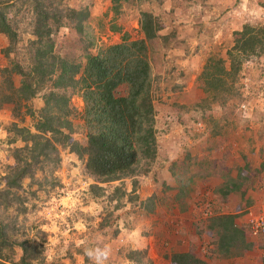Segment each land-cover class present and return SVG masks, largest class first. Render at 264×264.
Here are the masks:
<instances>
[{
	"label": "trees",
	"instance_id": "16d2710c",
	"mask_svg": "<svg viewBox=\"0 0 264 264\" xmlns=\"http://www.w3.org/2000/svg\"><path fill=\"white\" fill-rule=\"evenodd\" d=\"M131 1L109 0V29L113 33L120 31L113 21L121 14L122 5ZM154 1L161 5L164 0ZM186 1L189 5L193 1L204 4V0ZM6 10H11L15 17H8ZM87 15L85 8L68 7L64 0H0V54L4 59L0 68V110L7 106L11 118L1 124L5 135L0 140V152L4 151L12 161L9 166L0 162V264H60L62 258L71 263L80 260L81 264H97L95 256L89 257L87 252H95L118 234L127 233L131 228L130 216L148 214L153 203L151 196L140 200L137 193V178L150 173L156 158L151 87L159 77L152 76L151 65L170 47L184 48V41L169 32L171 24L142 11L137 20L140 39L129 40L123 33L119 43L104 46L95 54L88 51L90 42L75 44L81 51L79 57L54 52L51 36L60 28L76 33L82 42ZM169 25V31L160 35ZM231 35L226 58L208 53L197 75L203 84V98L196 111L198 118L193 117L192 122L203 126L212 122L206 129L212 137L222 136V127L218 119L204 118L206 111L212 105L223 107L232 100L246 103L248 99L242 98L236 87L240 67L264 54L263 25L245 23ZM14 76L19 78L16 87L12 83ZM72 96L80 98V110L71 104ZM36 97L42 102L37 111L32 103ZM25 116L33 120L31 128L23 125ZM77 118L82 123L74 126L73 119ZM260 131L264 133L263 128ZM73 133L81 138L71 140ZM65 149L76 157L82 174L89 179L81 196L83 204L100 207L98 221L80 212H75L74 219L68 218V224L77 219L83 221L80 244L59 233L52 241L54 234L41 231V222H28L38 208L34 201H41L38 193L43 192L48 200L55 188L61 187L55 173L61 160L59 150ZM188 157L185 154L181 174L174 171L179 168L175 162L168 168L177 182L189 174L173 197L179 213L185 210L180 207L181 197L189 189L190 178L195 176L191 169L195 166ZM261 168L260 164L258 170ZM203 171L205 176L215 174L210 168ZM252 178L227 176L213 190L216 198L207 202L197 227L210 238L208 258L240 257L252 249L248 238H258L264 251V235L251 236L235 223L252 204L250 197L236 207L240 210L237 213L219 210L221 201L229 200L233 192L250 188ZM126 179H131L129 190L123 187ZM91 180L94 182L90 183ZM227 182L233 185L231 189ZM14 253L16 260L11 259ZM163 258L169 264H208L187 252L171 250ZM101 260L102 264H152L145 248L130 244L117 250L112 261L103 257Z\"/></svg>",
	"mask_w": 264,
	"mask_h": 264
},
{
	"label": "rangeland",
	"instance_id": "374dc122",
	"mask_svg": "<svg viewBox=\"0 0 264 264\" xmlns=\"http://www.w3.org/2000/svg\"><path fill=\"white\" fill-rule=\"evenodd\" d=\"M203 3L193 1V4L189 5L186 0H164L159 5L154 0H132L122 5L121 14L113 21V24L120 27V31L113 33L109 29L112 23L109 0H64L68 7L85 8L88 15L84 22L86 28L83 31L82 42L78 41L76 33L67 28H60L51 36L54 42L53 51L59 55L78 54L79 57L81 51L78 50L79 47H74L75 44L78 46L89 42L91 44L88 51L95 54L104 46L119 43L123 33L129 40L142 38L137 22L142 11L159 16L166 24H171V28L170 25L165 26L166 28L159 32L160 35H164L170 28L169 32L175 34L177 39L183 40L185 44L184 48L170 47L166 53L160 54V60L156 64L151 65L152 76L159 77L158 83L151 87L156 158L150 173L137 178V193L140 200L151 196L153 203L148 214L141 217L137 214L135 217L130 216L131 228L126 235L118 234L115 239L103 243L101 250L108 251L106 260L112 261L117 250L122 249L125 244L145 248L152 264H169L163 258V254L171 250L195 255L208 264H261L264 260L262 243L258 238L255 242L248 238L253 244L252 249L240 257L227 260L208 258L210 238L202 233L200 227L197 228L205 215L207 202L216 198L217 184L225 182L227 176L231 178L244 176L247 171H251L248 177L251 178L255 177L253 173L257 175L259 173L258 168L255 169L254 166L259 158L255 156L248 158L247 153L257 150L262 152L264 149V133L260 131L264 129V54L243 63L240 67L236 87L240 96L248 99L243 103L244 112L240 110L242 103L237 100H232L223 107L212 105L206 111L204 118L219 120L222 136L212 137L206 132L212 122L206 126L192 122L193 117L198 118L196 111L203 98L201 92L203 84L197 79V75L205 56L213 52L221 59H225L232 32L239 31L245 23L264 26V0H204ZM7 16L14 18L15 14L10 10L7 11ZM25 38L26 36H23V41ZM2 46L0 36V49ZM80 61L82 62L83 58H80ZM3 65L4 59L0 54V68ZM178 74L181 75L180 78L177 77ZM12 83L15 87L18 86L19 78L14 76ZM32 103L35 111L42 107L39 97L34 98ZM71 104L81 109L78 96L71 97ZM10 120L8 107H2L0 140L5 135L1 124ZM32 122L33 120L25 116L23 125L31 128ZM73 123L74 126H79L82 122L77 118L73 119ZM80 138L79 134L71 135V140ZM59 153L61 160L55 174L61 187H58V190L55 188L48 200L44 199L43 192L38 193L41 201H34L38 208L28 222L30 220L41 222L39 227L41 231L54 234L50 237L52 241L59 233L66 238L73 237L74 244H80L82 241L79 236L85 228L83 221L77 219L68 224V218L74 219L75 212H80L98 221L100 207L92 203L83 204L81 196L86 191L89 180L82 174L81 164L73 154L67 149L59 150ZM185 154L192 159L195 167L191 169L195 171V176L190 178L189 189L181 197L180 207L184 206L185 210L179 213L178 204L173 201V197L179 184L185 183L189 174L186 173L177 182L178 180L175 181L169 174L168 168L175 162L179 168L174 171L181 174ZM261 158L264 161V157ZM0 162L8 166L12 164L11 158L4 151L0 152ZM209 168L215 171V174L205 176L203 170ZM263 179L258 178L253 186H260ZM130 186L131 179L123 181L125 189L129 190ZM228 187L231 189L233 185L230 183ZM248 195L249 191L241 188L232 194L230 201L228 199L221 201L220 212L230 214L235 211L238 202L242 204L243 199L250 197ZM253 198L264 199L263 191L255 192ZM261 210L259 204L253 203L247 208L245 215L238 219L237 225L246 230V222L250 218L264 216V210ZM28 233L30 235L32 231ZM11 259L16 260L15 253ZM60 264H81V261L71 263L68 259L62 258Z\"/></svg>",
	"mask_w": 264,
	"mask_h": 264
},
{
	"label": "crops",
	"instance_id": "0c3cea01",
	"mask_svg": "<svg viewBox=\"0 0 264 264\" xmlns=\"http://www.w3.org/2000/svg\"><path fill=\"white\" fill-rule=\"evenodd\" d=\"M249 146H251V145H249ZM252 148L250 147V150H251ZM248 151V150H247ZM262 152H260L259 150H257V151H248V153H250V154H248L247 153V155H248V158L249 157H257V158H259V160H258V162L257 163H255L256 165H254L256 168L255 169H257V168H259V165L261 164L262 165V168L261 169H259L258 171H259V173H258V175L257 174H254L253 173V175H255V177H253L252 179H254V181L255 182H257V179L258 178H264V161H263V158H261V156H263L264 157V149H262L261 150ZM262 160H261V159ZM250 172L251 171H247V174H243L245 177H249V174H250ZM260 176V177H259ZM254 183V182H253ZM248 188V187H247ZM245 190H248L249 191V195L248 196H250V198L252 199V204L251 205H253V203H257V204H259L260 206H261V209L262 210H264V199L263 198H257L256 200H255V198H253L254 197V195H255V192H258V190L260 191V193H262V191H263V193H264V179L263 180H261L260 181V186H257V187H254L253 185L250 187V188H248V189H245ZM240 202H238V207H241L243 204H239ZM250 205V206H251ZM261 210V211H262ZM240 210L239 209H236L235 211H233V212H231V213H236V212H239ZM246 211V210H245ZM245 215V214H244ZM240 219V218H239ZM242 219V218H241ZM236 224H238V220H236ZM253 242H255V240H253Z\"/></svg>",
	"mask_w": 264,
	"mask_h": 264
},
{
	"label": "built area",
	"instance_id": "2783aa9c",
	"mask_svg": "<svg viewBox=\"0 0 264 264\" xmlns=\"http://www.w3.org/2000/svg\"><path fill=\"white\" fill-rule=\"evenodd\" d=\"M246 229L251 236L264 235V216L250 218L246 222Z\"/></svg>",
	"mask_w": 264,
	"mask_h": 264
},
{
	"label": "clouds",
	"instance_id": "9594fccd",
	"mask_svg": "<svg viewBox=\"0 0 264 264\" xmlns=\"http://www.w3.org/2000/svg\"><path fill=\"white\" fill-rule=\"evenodd\" d=\"M244 109H245L244 104H243V103L240 104V110H241V112H244V111H245ZM88 180H89V179H88ZM92 182H94V181L92 180ZM90 183H91V182H90ZM233 193H235V192H233ZM239 197H240V195H239ZM257 216H259V215H257ZM235 223H236V221H235ZM245 231H247V229H246ZM87 255H89V257L95 256V259H96V261H97V264H102V260H101V258H102V257H103V258H107V256H108V251H107V249H104V250L96 249L95 252L89 250V251L87 252Z\"/></svg>",
	"mask_w": 264,
	"mask_h": 264
},
{
	"label": "water",
	"instance_id": "95a60500",
	"mask_svg": "<svg viewBox=\"0 0 264 264\" xmlns=\"http://www.w3.org/2000/svg\"><path fill=\"white\" fill-rule=\"evenodd\" d=\"M34 240H37L35 237L33 238Z\"/></svg>",
	"mask_w": 264,
	"mask_h": 264
}]
</instances>
